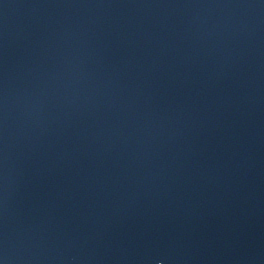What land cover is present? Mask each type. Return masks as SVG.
<instances>
[{
    "label": "water",
    "instance_id": "water-1",
    "mask_svg": "<svg viewBox=\"0 0 264 264\" xmlns=\"http://www.w3.org/2000/svg\"><path fill=\"white\" fill-rule=\"evenodd\" d=\"M0 264H264V0H0Z\"/></svg>",
    "mask_w": 264,
    "mask_h": 264
}]
</instances>
